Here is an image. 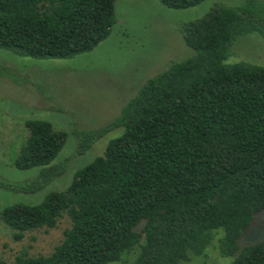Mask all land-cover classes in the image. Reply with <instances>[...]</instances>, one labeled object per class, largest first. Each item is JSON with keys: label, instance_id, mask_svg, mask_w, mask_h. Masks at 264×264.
Returning a JSON list of instances; mask_svg holds the SVG:
<instances>
[{"label": "trees", "instance_id": "obj_1", "mask_svg": "<svg viewBox=\"0 0 264 264\" xmlns=\"http://www.w3.org/2000/svg\"><path fill=\"white\" fill-rule=\"evenodd\" d=\"M116 1L0 0V49L36 58L89 52L111 34ZM160 1L186 9L204 0ZM253 32L264 37V0L216 4L185 22L184 40L196 54L148 79L108 126L82 134L80 154L122 128L105 152L65 190L3 207L18 240L71 219L50 255L22 254L14 264H185L205 254L218 229L219 253L233 257L228 264H264V240L239 243L264 211V66L225 63L237 37ZM25 124L14 164L41 172L8 187L38 192L63 174L53 163L68 132L44 119ZM0 264L8 263L0 257Z\"/></svg>", "mask_w": 264, "mask_h": 264}, {"label": "rangeland", "instance_id": "obj_2", "mask_svg": "<svg viewBox=\"0 0 264 264\" xmlns=\"http://www.w3.org/2000/svg\"><path fill=\"white\" fill-rule=\"evenodd\" d=\"M245 0H204L174 9L160 0H117L111 34L93 50L71 58H36L0 49V257L14 264L22 254L50 255L71 226L66 214L56 228L30 230L15 239L3 221L4 206L34 204L46 192L65 190L74 173L102 155L122 128L107 131L84 153H78L82 134L104 128L122 112L148 79L170 65L196 54L184 40L185 22L206 15L216 4L240 6ZM248 62L264 66V37L259 32L243 34L230 45L227 64ZM28 119H44L68 132V139L53 164L64 172L38 192L13 190L9 184L30 183L42 167L19 169L15 156L25 142ZM221 238L224 229H218ZM217 233V234H218ZM217 239L205 254L192 256L185 264H228L232 256L221 255ZM264 240V211H260L239 239L242 247ZM218 245V248L216 246ZM114 264V263H112Z\"/></svg>", "mask_w": 264, "mask_h": 264}]
</instances>
